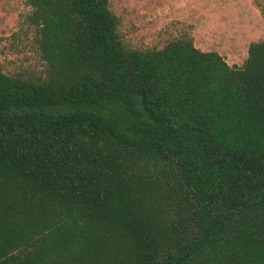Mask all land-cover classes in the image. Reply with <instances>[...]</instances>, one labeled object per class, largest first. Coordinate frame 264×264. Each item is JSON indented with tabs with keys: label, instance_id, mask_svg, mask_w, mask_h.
<instances>
[{
	"label": "trees",
	"instance_id": "1",
	"mask_svg": "<svg viewBox=\"0 0 264 264\" xmlns=\"http://www.w3.org/2000/svg\"><path fill=\"white\" fill-rule=\"evenodd\" d=\"M25 1L48 68L0 66V264H264V40L231 65Z\"/></svg>",
	"mask_w": 264,
	"mask_h": 264
},
{
	"label": "rangeland",
	"instance_id": "2",
	"mask_svg": "<svg viewBox=\"0 0 264 264\" xmlns=\"http://www.w3.org/2000/svg\"><path fill=\"white\" fill-rule=\"evenodd\" d=\"M119 17L122 41L135 49H161L191 37L199 48L218 51L242 65L251 42L264 40V0H109ZM25 0H0V66L10 75L45 77L47 62Z\"/></svg>",
	"mask_w": 264,
	"mask_h": 264
},
{
	"label": "crops",
	"instance_id": "3",
	"mask_svg": "<svg viewBox=\"0 0 264 264\" xmlns=\"http://www.w3.org/2000/svg\"><path fill=\"white\" fill-rule=\"evenodd\" d=\"M201 49V48H200ZM202 50H204V51H209V49H205V48H202Z\"/></svg>",
	"mask_w": 264,
	"mask_h": 264
}]
</instances>
